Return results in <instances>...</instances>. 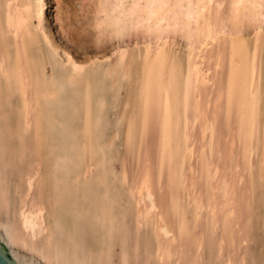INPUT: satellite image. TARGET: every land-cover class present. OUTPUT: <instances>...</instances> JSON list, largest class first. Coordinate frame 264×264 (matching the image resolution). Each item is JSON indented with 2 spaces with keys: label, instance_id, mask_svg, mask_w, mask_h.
Listing matches in <instances>:
<instances>
[{
  "label": "bare ground",
  "instance_id": "6f19581e",
  "mask_svg": "<svg viewBox=\"0 0 264 264\" xmlns=\"http://www.w3.org/2000/svg\"><path fill=\"white\" fill-rule=\"evenodd\" d=\"M47 6L48 0H0V84L7 103L14 95L19 98L15 131L19 160L28 145L35 139L38 143L34 159L20 175V199L14 210L0 168V243L10 259L15 264H130L133 260L140 264L142 259L143 264H201L210 237L215 264H243L246 254L238 251L250 233L256 166V185L264 189V0H97L93 27L99 44L126 37L142 44L117 50L112 62L92 70L87 93L94 101L97 128L103 105L96 93L99 77L108 79L110 87L122 79L129 89L118 121L124 125L127 156L137 163L141 152L142 158L131 186L125 165L117 178L121 186H130L126 194L130 209L123 212L116 204L124 190L116 187V177L108 171L102 172V190L93 212L79 206L81 197L71 194L65 174L46 195L34 196L43 166L48 106L63 87L45 79V65L56 63L61 53L67 65L65 82L75 84L89 76L86 60L75 61L53 40L45 21ZM249 32L252 38H247ZM180 45L183 49L176 53ZM2 101L0 96V117ZM89 136L81 145L86 156L84 178L99 167L90 153ZM148 141L151 153L144 149ZM4 149L0 143V167ZM106 159L104 153L103 163ZM60 161L64 164L65 158ZM61 205L70 212L54 221L53 228L45 215L49 207L53 211ZM128 212L133 213L138 230L143 221L152 222L148 240L140 241L147 253L142 251L146 257L139 261L140 235H133L131 249L127 246L133 232L124 225ZM188 215L196 237L192 244L197 256L192 254L191 259L184 243ZM84 219L91 230L94 226L102 230L106 247L102 242L94 250L83 247L86 240L77 221ZM115 238L120 246L117 263L112 256Z\"/></svg>",
  "mask_w": 264,
  "mask_h": 264
},
{
  "label": "rangeland",
  "instance_id": "374dc122",
  "mask_svg": "<svg viewBox=\"0 0 264 264\" xmlns=\"http://www.w3.org/2000/svg\"><path fill=\"white\" fill-rule=\"evenodd\" d=\"M54 1L48 0V6H47L46 13H45L46 25L53 37V40L55 41L56 44L59 45V47L62 50L67 52L72 58H74L75 61L80 62V63L86 62L87 65L85 67V72H87L89 76L86 77L84 80L82 79L83 81L80 80L75 84H70L68 82H65L64 79H65L66 72H67V65L63 64V59H65V57L61 53H60V56L56 58L58 60L56 61V63L54 61H51L45 65V79L49 82L51 81L59 82L62 84L63 87L61 89L60 94L58 95V98L55 100L56 102L55 101L51 102L50 105L48 106V112H49L48 119L49 120H47L48 123L46 122L45 128H44L46 136L44 139L45 141H44V148H43V158H44L42 162L43 166H42L41 177L35 186L34 196H37V195L39 196L40 193L44 195L45 193L51 191L52 183H54L56 179L61 178V176L65 174L64 176L66 178L68 189H70L69 191L71 192V194H76L79 197H81V200L79 201L80 202L79 206H81L83 210H88V212H93L94 207H95V200L102 190L101 185H100V178L102 176V172L108 171L111 177H116L115 178V181L117 184L116 187L119 190L121 189L120 190L121 192L124 190V193L122 195V200H120V203L116 204V209L119 212H123L127 209L129 210L130 208H129L128 201L126 199V194H127V190L134 183L136 179L135 175H137L136 173L138 171L137 166L140 167L139 162H140V159L142 158L140 155L141 152H139V154L137 153L139 155V156L136 155V158L138 159L137 160L138 165H137L136 162H133L135 160H133L131 156L129 155L127 156L126 146H125L126 133L124 131L125 130L124 125L123 123H119L118 121L123 111V109H121L123 108L122 104L124 100L127 98V93L129 89L126 87L127 85L126 82L122 79H119V81L115 83L113 87H110V82L108 79L104 80L103 78L99 77V82L96 85L98 88L96 93L100 94L101 97L103 98V105L99 113V123L97 125V128L93 124L94 101H93V98L88 97L87 93L92 85L91 83L92 73H90L92 72V70H95V68L97 67L104 66L105 64L109 62H112L114 60V52H116L117 50H122L123 48L127 49L131 47H135V45L137 44L136 42H138V45H140L141 40H137V39L133 40V37L132 38L126 37L127 39L123 38L117 41L116 39L110 40V41L107 40L108 42L103 41V43L99 44L97 42V33H96L97 31L93 27V24L95 22L94 19L96 18L94 12H95L97 0L95 1L94 0H91V1L90 0H54ZM57 1H59L58 4H57ZM251 34L252 33L249 32L247 34V38H252ZM182 49L183 48L180 45V48L175 49V52L179 53L181 52ZM84 60L86 61L84 62ZM59 62H61L62 64ZM91 62H94L95 65H92ZM52 63L55 65H53ZM3 91L5 92V89L0 84V96H2V100H3L1 117H0V143H3V145L5 146V149L3 151L2 158H1V162L3 161L4 164L2 163L1 165L2 167L0 168L2 172L3 186L7 190V197L10 203V209L12 207L13 209L11 210H14L18 205L17 204L19 202L18 200L20 199V192L18 191L21 189V185L19 184L21 182L20 175L24 171L25 167L28 164H30V162L34 159L36 152L38 150V143H37V139H35L32 143L33 145H28L27 146L28 149L25 153L24 158H22V161L19 160L20 156H19L18 151L20 148V141L17 138V135L15 133L17 129V121H16V118L18 115L17 112H19V98L17 95H14L10 98L9 103H7L4 99ZM12 100L15 103H12L13 102ZM114 124L116 125L114 126ZM51 129L53 130L50 131ZM88 134H90L89 136L90 144H91L90 153H92L91 155L94 159L99 161V164H98L99 167H97V170L96 169L94 170L95 172H92L93 175L91 173L88 178H84L82 173H83L84 165L86 162V156H85V148H83V146L81 147V145H82V142L88 136ZM148 144H150V146ZM145 146L146 147L144 149L146 151L149 150L148 152H150L152 149L151 143H149L148 141ZM147 146L149 147L147 148ZM49 150H51L52 152L51 151L49 152ZM104 153L106 154L107 159L103 163L102 156ZM62 157L65 158L64 164L61 163L60 161ZM5 161H8L9 165L7 163L5 165ZM27 162L29 163L26 164ZM53 162H54V166L52 165ZM122 165L123 166L125 165L126 170L128 171L127 178L129 182L128 180L127 182L129 183L130 186L127 185L128 184L127 182H126L127 184L124 183L123 186H121V184L117 180V178L119 179L121 176V173L123 172ZM135 166L137 168H135ZM134 168L137 170L134 171ZM255 170L253 172L254 178H252L253 180L252 185L253 187H256L257 190L255 189L252 193V209H251L252 211H250V214H249L250 216L249 219H251L249 220L250 221V225H249L250 233H248L247 241L243 244L242 247H240V250L238 251V252H243V253L245 252L246 254L243 264H264V204H263L264 203V189H261L257 186L258 185L257 182L259 180V178L257 177L258 176V166L255 167ZM132 171H133V174H132ZM52 174L53 176H51ZM46 176H48V178ZM90 177L94 179L91 178L89 180ZM95 179H96L97 184L94 181ZM8 182H11L13 186H15L16 184V187L14 188L13 186H11V183H8ZM18 185L20 186V189H17L19 188ZM239 187L240 189H242L240 185ZM14 189L16 191H14ZM17 192L19 194H17ZM93 195L95 196L93 197ZM12 203L14 204V206ZM89 203H92L90 204V207H89ZM91 206H92V209H91ZM68 210H69L68 208H65L62 205L60 207H55L53 211H51V207H49L48 214H46L47 216L45 215V218L47 217V221L49 222L52 221L51 225L54 228L55 226L54 221L62 220L63 216L68 215V212H70ZM12 213L13 211L9 213V217L11 219H12ZM189 218L190 216L188 215L186 221ZM124 220H125L124 225L125 226L127 225V228L129 227L130 232L133 231L132 233H130V238H128V241H127V244H128L127 246L129 247V249H131L132 246L134 245L133 242L135 240H133V238L137 234L140 235V237L138 238V244H139L138 247H141V245H143V247L145 248L146 246L145 242L144 244H141L140 241L143 243V241H145L143 240L144 238L148 240L147 238H149L150 236L152 222L150 220L143 221L142 222L143 224L139 226V230H138V228L135 227L133 213L128 212L125 215ZM77 223L79 224V228H80L79 232L81 236L85 237V240H86L85 241L86 243H84L83 247H85L86 249L90 248L93 250L101 246L102 248L106 247V242L105 240L102 239L103 238L102 233H100L102 230H99L97 226H96V230L94 228L95 226L91 230V227L86 223V219L77 221ZM191 223L192 222L190 221L186 222L187 231L185 234L186 238H184V241L186 240V242L184 243H187L185 244L186 250H187L186 254L190 253L189 257L187 255V257L190 259L193 258L194 256H197L195 252V247H193L194 245L192 244L194 240L196 239V237L195 235L194 236L192 235L193 226L191 225L193 223L192 224ZM188 230H190V232ZM55 232H56V235H59L61 233L56 228H55ZM142 234L143 235L145 234V235L143 236ZM62 239L63 238H61V240ZM115 239H114L115 242L113 240V251L114 252H112L113 253L112 256H114L113 259L115 258L114 262L117 263L118 258H119L118 255H120V248H119L120 246L119 244H117V242L119 243L118 239L117 238ZM209 239L211 240L210 237ZM209 239L207 240V244L205 245L204 250L202 251V255L204 257V258L202 257V260H204L203 262L205 263L202 262L201 264H208V260L210 261L209 264H215L216 262L214 254H211L212 252L211 242L212 241H209ZM38 240L39 241L42 240V237H39ZM102 240L104 241V243ZM130 241L131 242L133 241V242L131 243ZM187 246L189 247V249H187L188 248ZM143 247H141L142 250L138 249V253L141 254V257L138 254V261H139V258L142 259L146 257L145 253L147 252L143 251L146 248L144 249ZM142 251L145 253H143ZM142 253L145 256H143ZM183 254L185 255V253ZM192 254H194V256ZM210 256L211 258H209ZM143 260L144 259L140 260V264L141 262L142 264L144 263L145 260L144 261ZM134 262L135 261L133 260L131 261L130 264L132 263L134 264ZM136 264H139V263L136 262Z\"/></svg>",
  "mask_w": 264,
  "mask_h": 264
},
{
  "label": "water",
  "instance_id": "95a60500",
  "mask_svg": "<svg viewBox=\"0 0 264 264\" xmlns=\"http://www.w3.org/2000/svg\"><path fill=\"white\" fill-rule=\"evenodd\" d=\"M0 264H15L8 255V250L0 243Z\"/></svg>",
  "mask_w": 264,
  "mask_h": 264
}]
</instances>
